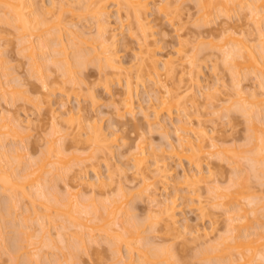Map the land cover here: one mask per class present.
<instances>
[{"label":"rangeland","instance_id":"1","mask_svg":"<svg viewBox=\"0 0 264 264\" xmlns=\"http://www.w3.org/2000/svg\"><path fill=\"white\" fill-rule=\"evenodd\" d=\"M55 1L58 2L59 0L58 1L55 0ZM55 1H54V4H55ZM67 1H69V3L71 2L70 4L72 7L73 6L72 3L76 4L77 3L76 1H78V0H67ZM106 1L107 2H104V4L107 7V9L105 7V11L107 12L106 13L107 16H105V17L109 21V28H110L109 29L110 34L108 33L107 35H109V37H110L111 33H113V34L116 33V35H117L115 37V38H117V40L116 39L114 40L115 41V47H114L115 49H113V50H115L114 52L116 53L115 55L117 57V60H116V58H115V60H116V62H119L118 64H120L119 67L121 69L120 70L121 72L119 70H117V72L118 71L120 72V73L119 72L117 73V72L113 71V69L112 70H110V69L109 70L108 69L100 70L99 67H95V66H98L97 64L92 63V62L90 64L88 63L84 67L78 69L76 72V73H78L77 75H79V77L77 76L78 79L80 78L83 81H85V83L88 86L86 85L85 87L83 86L81 88L74 87L72 90H71L72 86H70L69 84L64 82L63 77L61 76L60 72H58L56 70L55 66L53 67L51 62L48 60L41 62L42 60H40L39 58L42 59L44 56L38 57L36 53H35V55L39 59L38 63L41 64L42 66L45 63L44 66H45V69L47 70L46 71L47 75H46V73H44V74H45V76L48 77L45 80L48 84V88H44V87L42 88V86H43V85L41 86L42 81L40 82V79H38L39 77H37V76H40L39 74L36 75V77H35V74L32 77L30 76L32 73L29 74L30 73L29 69H28L29 63H28V61H27L28 59L26 57L27 53L25 52V50L21 51L26 46L24 47L23 44L21 45L20 40H19L20 36H23V35L19 34V32L16 30L15 26H13L14 24L5 23L4 21H2L3 17L0 16V20H1L0 21V81H1L0 84L2 85V86L0 85V95L2 94L1 89L6 90V89H4V87L7 86L5 83H3L5 85L4 86L2 84V82H6V79H9L10 86H12L10 90L15 91L14 95H11V94H13V92H10L11 94L10 93L9 94L11 96H16L15 98L18 99V100L16 99L17 100L16 101L15 98L12 97V98H14L15 103L9 104L8 101H6L5 99L9 98L8 96H10V95H7L6 93H4L5 91H3L4 94H2V97H4L5 95L7 97L5 96V99H4L0 96V118L2 119L3 117H7V118H10V117L13 118L14 117L16 120L19 118L18 120H21L20 121L21 123L24 124L27 121V123L29 124V125L24 124L25 127L22 124L24 128L28 127V128H26V131H24L25 132V133H23L24 135H21L24 137V139L20 135H17L23 140L21 143H20L21 140L20 141L18 140L19 141V143H18L17 136L14 135V137H10V136H13L12 132H10L12 135L9 133L8 135H10V136L4 137L3 133L5 131L6 132L5 134H7V130H2L3 131L2 134H3L4 139L1 142L2 137L0 138V142H1L0 144L2 146H5V147H3L5 151H7V149H8V155H9V158L12 159V162L14 165L13 167L17 166V164L15 162L18 161L17 163H21L18 165L19 167L16 168V169H18L16 173L19 174L20 172H22V170H21L22 167L20 166L22 164H23L22 166L25 167L24 164L25 165L27 164L29 166H31V165L34 166V164L38 165L36 162H39V164H40V161L42 162V160L44 161V163H46L47 160L55 161L56 159L55 160L52 159L53 157L51 159L49 158L50 156L47 154L46 151L49 150V149H47V146H49L48 141L51 142V140L53 138L56 140L58 139V141L61 143L57 142V143H59L57 145H63L64 144V148H62V149H63V151L65 150L64 154H66V156L64 157V155H63V157H64L63 160L67 159V162H65V165L67 168H69V170H70V168H72L73 170L72 169L70 171L67 170V172L65 170L64 172L66 174L63 175L64 177L61 176L63 179L61 180V178H60L58 180V178H56L58 180L57 181L56 179H54V182H56V183L49 182L48 183L49 185L50 184L51 185L54 184V185H53V187L51 185H50V187L47 186V188L45 186V191H46V189H47V191L49 190L51 194L53 193L54 197H56L57 199H60L59 197H61V196H63V197L66 196L65 198H68V193L74 192L75 189H77V190L81 191L82 197L79 196V198H72V197L71 198H72L73 202L76 201L78 203L79 208L80 207L86 208V206H87V208H89L91 205L96 206V207L98 206L100 208V206L104 203L109 205L110 201H112L113 199L115 200L118 195H119L118 197L122 196V194H119V193H122V191L123 192L125 191L128 194H131V195H128V197L130 196L131 198L129 197L130 200H129V202L127 201L126 204L131 203L130 207L133 205L132 207H134V208H132V210L133 209L134 210L133 211L131 210V212H129L130 211L129 210L128 211L129 213L127 216L124 217V215L123 216L121 215L122 218L119 217L116 220L117 222L115 221V223H116V224L114 223L115 226L112 225V227H110L111 229H113V231L115 230L113 232V234L116 235L117 233L119 234V232L120 233L122 232V231H120L121 229L119 227L122 226L121 224L124 222H126V223L128 222V224H131V226L134 224L136 225V224L140 223L139 227H141V225L143 226L142 227L143 229L140 228V230L141 229L143 230V231H141V234L143 232V234L141 236H143L146 239L148 238V244L153 242L152 244L153 245L155 244V246H153V247L159 246L160 248H162V246L163 247L166 246V248H170V250H171L170 254H173V257L175 255L174 258L170 259L171 260V261H169L170 264H172V263L173 264H175V263L176 264H206L207 262L205 263L203 261L204 259L202 260L200 257L199 258L196 257V256H199L197 252H200V250L203 249L204 247L208 248V246H211V245L216 246L217 243L218 244L220 243V241L223 237L227 236V234H228L227 233L228 228L226 227L227 223H228L227 219L233 215L232 211H235V210L241 208L242 210H244V212H248V210L251 209V206H249L250 204H247V203L252 202L253 197L254 198L255 197H258V198L261 197L263 200L261 199L262 201L260 202L261 203L260 206H262V204L264 205V178H262V174H260L261 177H260V175L254 177V174L252 173L253 169H252V171L250 170L251 166L248 163L249 160L248 161L246 160L249 157L251 158V155L253 153L252 152L253 151L252 146L255 143L258 144L256 141H258L259 137H262L263 133H264L262 130V128H263L262 126L264 124V122H262V121H264V120H261V119H263V116H264V111H263L264 105H260L263 103L261 102L259 104V108H262V111H260L261 109H259V110L257 108L255 109V107L251 108L253 110L255 109V110H258L261 112L260 115L262 118H259V119L261 120L260 122H262L263 124L261 125L259 123V125H261L260 129L262 130V133H260V130H258L259 128L258 129L256 128V130L258 132L257 131L253 132V128L251 129L248 126L249 119L247 120V118H249V116L243 115V113L240 114V112H238L239 113L238 114L236 111H235L236 112L235 113L234 110L230 111V113H229L230 117H229L228 121L226 119L223 120L224 118L220 119V120L218 119L219 118L218 114L219 115L221 114L220 112H221V110L224 109V107L228 108V106L232 102H233L232 104H234V105H235V102L237 103L236 100H238V97L237 98H235V96L233 97V95H234L233 86L235 87L234 84L236 81L239 83L238 85H239L240 90H241V88H243L242 94L244 92L246 96H248L247 93L251 94L252 92H254V93L257 92L256 94H263V92H262L263 90L262 91L259 90L260 83L258 81V78H256V80L258 82L255 80L256 74H254V76L252 75L253 74L252 72H254L256 70L254 69V71L251 72L250 71L251 68H248L246 70L247 67H244L243 69H245V70L242 69L241 71L239 70L240 68H237V71L239 70V73H237L238 75H236V74L234 75L231 72L229 73L230 70L228 71L226 69V67H224V65H222L223 62L221 60V59H224L222 57V55H225V54H222V53L224 51H226L227 48L225 47L226 50H224V51L222 49L219 51L218 47L223 48V46L225 45L224 43H226V42H227V44L231 43L230 44V46H231L232 44H235L237 42V40H238V42H237L236 46L235 47H234V45H232V46L234 48L241 47L239 44V41H240V39H241V41H242V39H244V41H246V40L248 41V42L246 41L247 45L248 44H249L248 46L251 45V48H252V46L253 47L255 46V48H257V47L259 48V45L261 43H263L262 42L263 40H261V42H259L260 38H258V33L260 30L256 29L257 27H255L253 20L250 17L247 9H246V11L243 10V11L237 13L236 12L237 8L233 4H229V5H231L230 10L234 9L233 11H230L231 14L229 12H226V13H229L228 14L229 16L224 14L225 12L224 13L222 12L224 15L227 16V18L231 16L227 20H226V18H224L226 16L223 15L224 16L223 17L220 15L222 13L219 14V13H217L218 11L215 12L214 11L215 9L214 10L212 9L213 6L211 7L212 10L210 9V7H208L207 9H204V10H206L205 13L207 12L206 14H211L210 12H212V13L215 12V13H213V15L212 14L210 15L211 17L208 16L209 18L212 19V21H211V19L209 20V18L206 15H205V17H203L202 13L204 11L202 10L203 8L202 9L200 8L201 6H199V8H197L198 5L196 7V5L192 4L193 1L191 2L190 0H181L182 4L184 2L185 3L183 5L181 4L179 10L177 9L178 11L174 12V10H173L174 14L171 10V12L173 14L172 19H174V20H173V22H171L172 24L171 23L169 24L168 21L164 19L163 15L161 16V13L156 11V8H157L156 3L154 4L151 2L152 0L151 1L148 0L149 1L148 5H146V7L147 6L148 7L147 8L145 7L147 12H145V14H144V16L146 18L145 22H147V24H148L147 27H149V32L147 31L149 33L148 38L146 40L147 42L146 43L144 42V44L146 46H148L147 49L149 51H151L152 53H154L156 55V58L159 59V57H160L162 60L168 58V59H174L172 61H175V59L177 60V58H179L178 54H181L182 56L185 55L184 57L188 58V60H190L189 61L190 67H187L188 61H187V59H185V60H181V63H183V64H180V62H176L177 63V64H175L176 66L173 65V69L175 68V70L172 71V73L170 74L171 76L166 75L167 76V78H166V76H164V74H162L160 79H162L163 82L165 81L164 82L165 84H167V85L169 84L167 87L169 90H171L170 92L174 91V92H172L171 99H170L171 93H170V95H167V96L162 95L163 91L160 92L159 88L153 86L154 84H153V82H151L152 81L151 80L152 75L151 76L146 75V73H145V75L143 76V78L140 82H137L133 79L132 80V84H133L132 85L133 86L132 103H133V107H134V111H135V116L133 118V119H135V121L134 120L131 121V116L128 114L125 115V113H123V116H120L122 119L119 118V116L118 117L114 116L113 115V113H114L113 108L116 106L118 108L121 107L123 104V100L127 97L126 92H125L126 89L124 87L125 86L124 81H125V77L128 74L125 72V70L128 69L129 67H131L133 64H135L134 60L136 57L134 55L136 53H138V51H139L138 49L143 42H141L140 35L137 31V28L133 27L134 21L131 18H128L130 20L127 19V17H126L127 13H126L125 9L120 8L119 6L116 7V5L114 4L116 1L114 2V0H112L113 3L110 0H106ZM202 2H203V0L201 1V3ZM259 2H261V4H262V0L261 1L259 0ZM259 2H256V5L260 4ZM33 3H34V8L36 7V10H38V11L41 10V11H39L40 15L43 13L42 14L43 16H41V18L46 17L44 20L46 21V19H47V21H46L47 23H49L51 20L52 23L50 22V24H49L51 29L55 28L56 26L57 27L55 29L60 28V26H58L57 23L61 19L63 21L64 20L65 21L72 20L73 22L71 21L69 23H77V25L76 24L75 25H76L78 30L84 31L85 33L87 32L85 34L86 39H88V35H89L90 40H91V37H93V38L96 37V29L94 26L95 25L94 20L92 18H90L91 16L88 15L89 14L88 12H87L88 14L87 13L85 14V12L82 11V9L78 5H77V7H76V5L73 6L71 9L75 8V10H76V9L80 8V10H76L77 12L73 13L72 16H71V14L70 15L66 14V16H65L64 15L65 13H64L63 14L64 19L62 18L63 17L62 13H59L57 11V8H56L57 6L56 7L54 6L56 10L54 9L52 11H55L57 13L53 12L54 13L53 14L54 20L52 21V18H51L52 16L50 17V15H47V14H45V12H43L46 9H47L46 11H48V9H51V7L48 4L49 0H34ZM145 3L147 4V1ZM261 4H260V6H261ZM58 5H59V2H58ZM233 6L235 8H232ZM260 6L258 5L257 7L260 8V11H262V12H260V14L262 13L261 14V16H262V15H264V9H263L264 7L261 8ZM39 7H41V8H39ZM44 8H46V9H44ZM117 8H119L121 11V13H119L118 15H117ZM217 8H216V10H217ZM42 9H44V10L42 11ZM200 9L203 12L202 11L200 12ZM218 9H221V10H219L220 12L223 11L222 8H220V7ZM207 10H209V11H207ZM59 11H61V10H59ZM48 12L51 14L50 10ZM198 12L200 15L198 14ZM216 13L219 14L221 17L216 15ZM59 14H61L62 17ZM54 15H55V18H58V19H55ZM198 16H201L200 18H203L204 20L208 19L207 20L208 22L206 21V24H208L209 26L204 25L205 22L202 23L203 20L200 21L199 19H196V18H199ZM48 17H50V18L48 19ZM88 17H89V19H88ZM117 18L121 19V22L123 21L122 26H125L127 24H129V25L131 24L130 28L132 27L133 36L131 35L132 32H130V33L127 32V30L125 29L127 27H125L123 29L122 33L119 32L120 31L119 30L120 23H118V21L116 22ZM169 18H171V16ZM262 18L264 20V16ZM56 20H58V21L56 22ZM196 20L197 21L199 20L200 22L198 21V23H197ZM54 21H55V23H54ZM63 21H62V23H63ZM116 23H118V24H116ZM196 23H197V25H195ZM200 23L202 25V26L200 25V27H202V28L199 27ZM53 24H54V27L51 26ZM49 26L47 28H49ZM44 28L43 29L46 32L48 30H51L50 28L49 29H47L46 27H44ZM111 29H113L115 31L111 32L112 31ZM44 30H43V32H44ZM52 30L50 32H52ZM109 30H108V32H109ZM134 30H136V31H134ZM226 30L227 31L229 30V31L226 32ZM48 32H47V34L44 32V35H42V36L40 34V36L43 38H41L39 36V40H37V38H38L37 36H36L37 37L36 39L32 37V39L29 40L30 37L28 38L27 35H24V38H23V41L25 42L24 45H26L28 43L27 45L29 46L31 41H32L31 43L34 44V42H36L35 40L39 41L38 42L39 45H42V43L44 42V38L48 39V40L51 38V36H47V35H49ZM36 33L37 32H34V35ZM39 33H40V30H39ZM39 33L36 35H39ZM63 33H64V35L66 34L65 31H63V32L61 31L62 35H60V34L59 35L62 37V39L65 42L66 41L65 37L68 35L63 37ZM227 33H228V35H229V33H231V34L233 33L232 36L235 34L234 37L231 38V39H234V43H233V40H231L232 42H228L230 40L229 38L231 36L228 37V35H226ZM50 34H52V33H50ZM223 34H225V35H223ZM260 35H261V33H260ZM25 36L28 38V40L30 42L28 41L26 43L27 39ZM54 36H55V34H54ZM25 39H26V41H25ZM33 39H35V40H33ZM139 39H140V43H139ZM226 39H228V41H226ZM263 39H264V37H263ZM40 40H42V41H40ZM88 42H91V41H88ZM258 42H259V44H258ZM221 45H223V46H221ZM36 46H38V45L36 44ZM225 46L229 47V45H225ZM82 48L86 50V47L84 45ZM251 48L249 47V50H251ZM242 50H243V48H242ZM255 50L256 49H254V51ZM36 51H37V49H35V52ZM180 51H181V53H180ZM177 52H179V53L177 54ZM38 53L40 54L41 52L39 51ZM243 55H245V54H243ZM183 61L186 64H184ZM191 63H193V64L196 63L195 65H193V67H195V69L193 67H192V69H194L196 71V73H197L196 75H198L197 80L199 82V85L202 87V89L196 88L197 86L194 85L195 83L193 84L189 80L190 79L189 77L192 78L191 75L188 76V73H189L188 71L191 72V70H192V69H189V68H191ZM180 67L182 68L181 70L179 69ZM41 69L44 70V68H41ZM54 69L56 70L55 72H53ZM185 69H187V70H185ZM235 69H234V73L237 72ZM48 70H49V72H48ZM194 70H192V71L195 73ZM147 71H148V69H147ZM184 71H185V73H184ZM161 72L163 73V71H161ZM161 72H159V73L161 74ZM193 72H191V73L193 74ZM4 73H8L9 74L8 77H6V78L2 77V75ZM172 74H174V75H172ZM231 75L237 76L236 78L234 77L235 82H233V76H231ZM44 79H45V77H44ZM195 79H196V77H195ZM41 80H43V78ZM153 81H154V78H153ZM193 82H194V80H193ZM232 83H234V84H232ZM257 83H259V84H257ZM192 84L196 88V89H194V87L192 86L193 90L196 91L198 89L197 94L199 93L198 92L199 90L200 91L202 90L205 93V88L208 89V87L211 89L210 93H212L214 90L218 91L214 94L212 93V95L215 96V99L213 98L212 104H210V106L212 105L211 106L212 108L208 105L209 103L205 102V99L203 97H201L200 94H199L200 96L197 95L198 98L196 97V99H195V97H194L195 100H197V99L198 100L194 101L193 103H197V104L192 103V105H191V102L193 101V99L191 101H190V99L193 98L194 94L191 97H189L190 93L187 94L188 91H186V93H184V88L186 90L189 87V85L191 86ZM104 85H107V87ZM258 85H259V87H258ZM85 88H86V90H85ZM88 88H90V91H92L91 93L93 94V97H95L94 100L91 98V95H90L91 93L88 90ZM174 88H176V89H174ZM157 89L159 90V92L161 94L158 92ZM210 89H208V90L210 91ZM260 89H262V88H260ZM179 90H180V92H179ZM188 90H189V88H188ZM193 90H191V92ZM208 90H207V92H209ZM175 91L177 94L175 93ZM232 91H233V94H232ZM24 92H26V94H28L29 99L31 100V101H29V103H27L28 101L26 102V100L24 101V99H23L24 96L26 95ZM61 93H63V94H61ZM210 93H208V95ZM17 95H19L20 97H18ZM161 95H162V97H161ZM177 95L180 96V97H178L179 99L180 98L182 99L181 101L180 100L178 101L179 104L175 103V100H173L174 97ZM186 95L188 97H186ZM47 96H49V97H47ZM244 96L243 97L240 96L243 98L242 100H244ZM182 97H184V98H182ZM261 97L262 96L258 97L257 101H259V100L263 101V99H262L263 97L262 98ZM162 98H164V102L167 101L166 102L167 104L165 103V106L163 104ZM175 98H177V97H175ZM10 99L11 98H9L7 100H10ZM167 99L170 100V102H168ZM245 99H247V97ZM14 100H12V101H14ZM45 100H50V102H51L50 105H48ZM177 100L178 99H176V101ZM183 100H184V105L186 104L185 106L187 108L186 109L187 111L186 112L184 111L185 114H183V112L180 111L181 110L180 107L183 106V105H181V104H183L182 103ZM242 100H241V102H242ZM257 101L255 102L257 104L256 107L258 106ZM171 102L173 104L174 103L176 104V108H177V105H179V106L181 105L179 107V109H177L180 111L179 113H177L175 111L176 110L175 105L171 106V104H172ZM209 102H211V101H209ZM238 102H239V100H238ZM38 103H42V104L39 105ZM168 103L169 104L171 103L170 107H171V114H172L171 117H169V118L166 116V113H165L166 111L164 110V107H167ZM206 103H207V106H206ZM223 103H225V104H223ZM246 103L247 102H245V104ZM255 103H252V104L255 105ZM37 104H38V106H37ZM161 104H163V107ZM240 104L241 103H239V106H240ZM160 105L162 107V110H161ZM185 106L182 107V109L185 108ZM191 106H195V107L193 108ZM233 106H232V108H234ZM38 107L40 110H37ZM173 107L175 109H173ZM232 108H230V109H232ZM119 109H121V108H119ZM78 111H80V112H78ZM216 111L217 112L219 111V112L216 113ZM224 112H225V110H223V113ZM251 112H252V110H251ZM257 112H255V115ZM144 113L146 115L148 114L149 115L148 117L150 118V120L152 118L153 122L156 121V120H154V115L157 113L159 117H157L156 122L160 121V124L163 125L164 123H161V122L163 120H165L166 126L164 124V127L165 128L167 127V128L164 129V131H163V129H160L158 127L159 124H158V126L157 125L153 126L154 125L153 124L152 125L153 129H152L150 126L146 125V123L143 120L141 122H139V120L142 119V115ZM214 113H216V114H214ZM258 114H259V112H258ZM260 115L258 117H260ZM80 116H81V119L82 118L84 119V120L82 119L84 125L81 124L82 121L80 119ZM54 117H59L58 118L59 120L61 119V121H62L61 125H59V123L58 124L55 123V119H53ZM181 117H183L182 118L183 120L181 119ZM75 119L81 122L80 125H82L83 131L86 130L87 123L96 124L97 126L99 125L98 127L105 133V135L110 136L109 139L111 138V136H112V138H111L112 140H113V138H115V142H113L114 146L112 148L113 154H112V156H110L108 158V162H107L108 166H106L107 160L105 159V157H103V155L101 153H96V154H101L103 157L102 158L100 155H97L98 160L94 161L97 163V165H96V163H91V162H93L92 160H91V162H89L88 160H85L86 157L89 154H91L92 149L88 146V144L82 143L83 141H80L81 143L79 144L76 142V140H75V143H74V139L72 140V137L77 136V135L70 133L72 131L71 128H73L74 125L75 126L79 125V123H77L78 121H75ZM256 119H258V118L256 117ZM136 120L138 121L137 123L140 127L139 128L140 130L138 128H137L138 130H136V128L134 129V127H133L132 122L136 123ZM179 120H182V121L189 120L192 124L191 129L193 131L194 130L195 131L200 130L201 127H203L202 128L203 134H201V135L202 136L204 135V130H205L204 136H206V133H207V138H206L207 140H205V142H207L208 138H210V136L212 137V134H213V137H215L216 141L219 142L218 144L221 148V153H219L221 155H219V157L222 158L221 160H224V161H221L218 158V155H216V157L220 162L217 161V159H213V158L210 159L211 157H208L209 155H207V154L205 155V153H204V156L202 154H198V156L201 155V157H199V158H201V160L198 157H196V158H198L201 162L202 161L204 162V164H203V162L201 163V167H202L203 171L206 170L205 173L203 172V174H205L207 176V177L205 176L207 178V179L205 178V180H208V181L210 180V181L209 182L207 181L208 183L202 182L203 183L202 185L199 184V186H197V187L200 189L197 188V190H195L196 189L195 186L193 188H191L193 190V192H195V193H193L191 189L186 187V185L183 183V181L185 179L184 180L182 179L184 175L185 176H191V175L195 174L194 172H196V170L193 169L194 166L192 164L189 165V162L185 159L184 160L183 159H181V160L177 159L174 155H172V153H170L171 151L170 152L168 151L169 149L167 150L168 143H171L173 145V147L175 146V148L178 146L177 145L178 142H177V138H176V135L174 133V130L179 127V123H178ZM63 121H65L67 123H65ZM255 121H257V120H255ZM76 123H77V125H76ZM55 125H57V129L60 130L59 134L58 133L55 134V129L53 128V127H55ZM177 125H178V127H177ZM257 125H258V123H257ZM65 126H67V127L65 128ZM64 128L69 129V131L68 130H66V131H68L69 132L68 134H71L72 136L67 134V137L63 136L65 139L59 140V137L61 138L62 134L64 135V133L61 132L62 129H64ZM82 128H81V130H82ZM248 129H249V131L251 129V133L253 132V133H255V135L253 133L252 134L254 136H257L256 137L257 140H255V142L252 140L253 141L252 145L248 143L250 140H247V139H248V137L254 138V136L248 131ZM73 130L75 131V133H77L75 130V127L73 128ZM110 133H112V134L110 135ZM165 134H166V136H164ZM249 134H251L252 137H251V135L248 136ZM0 136H2V135H0ZM260 139L263 140L264 137H262ZM82 140H84V139L82 138ZM4 142H5V144H4ZM123 142H124V144H123ZM141 142H144V144L143 143L142 144L146 145V147H147L146 152L148 151L149 153H151L150 157L147 158V160L149 161V164L152 162L153 159L162 160V157H164L162 160V161H164L165 158L170 157L171 155H172V157L174 156L173 158L172 157L168 158L165 160V162H163L165 165H167V168L171 170V172H170L171 177L169 178L168 185H167L169 188H167L166 192H163L164 190H160L162 188V186H159L156 184L157 186L154 190L155 191L157 190L156 193L157 194L159 193V194L158 195L155 194L156 195L155 199L158 200V198L161 197V200L159 199L158 201H163V199H168V201L169 200L173 201V204L175 205L174 215H175V218L177 219L176 220L177 221L176 226L178 227L187 221V223H185V224L189 225L190 228L188 227V225H187V227L190 231L192 230V232L190 234H188L189 232H187L185 235L179 234V233H182L183 230L180 227H178L179 229H177V230L180 231V229H181V231L176 232V235L178 237L175 236V231L170 232L169 231L170 229L168 230L167 227L164 226V224H163V223H165V220L164 221L161 220V218L164 216L163 213L160 212L162 210V208L159 206L157 208V205L154 207L153 205H155V204H153V203L151 204V202L148 203L150 201L149 200L150 198H149V196H148V199L146 197H147V194L149 195V193L144 192L145 190L143 191V189H144V185L145 186L148 185L147 183H149L150 180H149V182L146 181L147 183L145 182L146 184L144 183L142 185L141 184L142 182L140 181L141 178H138V176L135 175V172H134L135 170L132 166V161H131V157H132L131 153L136 148L135 145H137V146L139 144L141 145ZM76 143H77V145L75 147ZM55 144H56V141H55L54 145ZM14 145H16V146H14ZM18 146H19V148H18ZM54 147H58V146H54ZM12 148H14V149H12ZM75 148H76V151L74 153ZM148 148H149V150H148ZM162 150H164V151L162 152ZM170 150H171V148H170ZM207 152H209V151L207 150ZM45 153H46V155H45ZM168 153H170V155ZM44 155L46 157H48L47 160H46V157H44ZM73 156L79 158V160L81 159L79 161V162H81L79 164L80 168H79V165L76 164L75 160H77V159L74 158ZM203 157H204V159L202 160ZM207 157H208V160L205 161V158L207 159ZM14 158H18V160L14 159ZM43 158H45V160ZM151 158H153V159H151ZM68 160H72L71 162H69V163H71L70 167H68V164H69ZM232 160H235L237 163L231 164L230 161H232ZM51 161H50V163H51ZM148 161H147V166H150V167H148V169L150 168L149 171H151V169L153 170L154 168H152V165L148 164ZM3 162H4V164H6L5 163L6 161H3ZM3 162H2V164H3ZM56 162H57V160H56ZM74 163H75V165H74ZM82 163H83V165H82ZM207 163L209 166V172L211 171L210 175L207 173L208 168L205 169ZM36 165L34 166V168L32 167V169H35ZM76 165H77V167H76ZM235 165H237V166H235ZM72 166L73 167L75 166V168H73ZM93 166H94V168H93ZM145 166H146V164H145ZM203 167H205V168H203ZM256 167H259V166L256 165ZM49 168H51V166L49 167V165H48V167L46 166L45 170H47ZM233 168H235V169H233ZM82 169L84 170L83 172L81 171ZM93 169L94 170L96 169L95 172L97 171L99 173V176H101V178L103 179V180L102 179L101 180L103 182H105L106 187L105 188L102 187V189H101V187H99L100 190L97 188L98 189L96 191L97 193L94 192L96 197L92 199L93 196L90 195L91 192L89 191V189L85 188L86 185H80L79 186V184H86L87 180H89L88 183H90V181H91V183L96 182V178L94 175L95 173H94ZM50 170H52V169H50ZM234 170H236V171H234ZM64 172L62 174H64ZM78 172H80V173H78ZM146 172L148 173V171H146ZM153 173H150V175L152 176ZM82 174H84V176ZM258 174H259V172L256 175H258ZM49 175L50 174H47V178ZM148 175H149V173H148ZM150 175H149V177H150ZM49 178H48V181L51 179V178L50 179ZM231 182H235L237 184L242 183L241 185H244V187H246V189H247V190L243 191L241 196H239V198H238V204L240 205V207L237 208V203H234V204L229 203V204L224 205V206L214 207L215 201H212L210 195H208V193L206 192L207 187L208 186L212 187L213 185H216V186H219L220 188L222 187V189H226L227 186H229V185L232 186L233 183L231 184ZM56 184H57V186H56ZM34 185L32 187L26 186L24 189L25 190L24 193H26V194L28 192L31 193L30 195H33L32 196L33 199H34V195L37 194V190H39ZM107 185H109V186H107ZM83 186H85V187H83ZM120 186H122V187H120ZM158 186L160 188H158ZM29 187H31V188H29ZM229 187H227V188H229ZM50 188H54V190L50 189ZM121 188H122V191H120ZM123 188H124V190H123ZM150 188H153V187H150ZM4 189L0 183V206L3 207L4 203L6 202L5 205L7 204L6 206H8V207L5 206L6 208L12 207V205L11 206L8 205V202L9 201L11 202L10 191L8 189L6 191H3ZM17 190H19L18 192L20 194V189H17ZM54 191H56V192H54ZM15 192L16 191L14 190V193ZM98 192L99 193L103 192V193L99 194ZM16 194H18V193H16ZM83 196H84V198H83ZM157 196H159V197L157 198ZM18 197H20V195ZM26 197L23 198L21 196L20 198L17 199V195H16L15 199H16V201H19V199H20V201H19L20 203L19 202L15 203L16 201H12L14 203V205L15 204L16 205L15 206L13 205L14 207H12L11 209L9 208L10 213H8V210L6 212L5 210H3V208H1L3 211L6 212L5 218L3 217L4 220L7 219V221H4V223H3V221H0V224L2 222L3 227L5 226L4 228L3 227L0 228V229H2L1 231H3V234H4L3 240L7 239L6 243L4 240L3 244L5 243L4 246L5 245L7 246V244H8L9 247L8 246H7L8 248L3 247L4 249H6L5 251L0 249L1 250L0 251L1 252L0 253V264H11V262H10L11 260L9 261V259H12V258H10L13 255L12 251H13V249H15V246L17 245L18 242L19 243L21 242L20 246L22 247V250H21V247H18L19 243L16 246V248L18 247L17 248L18 254L16 256V258H17L16 260L19 259L18 264H20V263L24 264L25 262H27L26 264H29V263L34 264L33 262H35L38 258L37 256H35L34 251H36V254L38 253L37 254L38 256L40 254L39 257H41V254H43L44 257L42 255V258H44V260H45V258H47V262L50 261V263L53 264L51 261H54L57 264V261L62 256L61 253L63 252V251L62 252L60 251L61 252L60 253L58 251V249H59L58 247H60L59 242L61 240H63L61 234L63 233V235H66L68 242H71L73 240L72 238H75V237H71V234L73 233L72 235H74V232H76V231H77L76 233L78 234L79 229H81V228L85 229V228L81 227L78 229V228H76L77 227L76 225H74V228H73V226H69V224H67L69 228H66L67 225H65L66 229H63L64 227L61 228V223L59 222L55 226V228H53L54 225H53V227H51V226L47 227V229L49 231L47 230L46 232H48V233H47V235L46 234L45 235L49 236V237H46V236L42 237V236H44V235H42L41 237L44 238V239H42V244H41V242H39L40 244L38 242L34 243L36 241L34 238L37 236L36 238L38 239L39 234L40 235L42 234L37 230L38 229L37 227H40V225L38 224L40 221H39V218H37L38 223H37V221H34V219L35 220H37V219L33 214H31L32 218H30V217H27V215H26V214H28V212L23 213L26 210L25 209L26 206H27V208L28 207L30 208L31 206H28V205H32V204H29L30 198H28V200H27ZM4 198H5V200H4ZM8 198H9V201H6V200H8ZM22 198H23V200H21ZM65 198L61 197L62 200L63 199L65 200ZM35 199H38V198H35ZM89 199H90V201H89ZM94 199H95V201H93ZM118 199L119 198H117V200ZM131 199H133V201ZM255 199H257V198H255ZM224 201L226 202L228 200H223V201L219 200V203L224 202ZM10 202H9V204H12ZM90 202H94V203L91 204ZM96 202L98 203V205L96 204ZM99 202L101 203V205ZM199 202L202 203L201 206H204L203 215H201L199 210H198V208L200 207ZM216 203L218 204V202H216ZM235 204H236V206H235ZM35 207L37 209L36 211L40 210L37 205ZM126 208H127V206H126ZM2 210H0L1 211L0 213H2ZM242 210H241V212H243ZM158 211L160 213H162L161 214L162 216L160 215V213H158ZM151 213H152V215H151ZM258 213H259L260 217L256 220L249 214L248 217L250 219H248V220H250L251 222L248 223L249 225L246 228L248 233L246 231H245V233L249 234V236L252 235V233H253L254 236L253 235L252 236L254 237V240L257 239V241L255 243H253L254 245L251 247L252 248L254 247L253 249L255 250V252H257L256 248L260 247V248H258L260 251L258 250L257 253L261 252V254H264V253H262V252H264L262 249L264 247H263V245H260L262 243L261 242L262 239H264V218H262V216H264L263 215L264 210H260V208H259ZM148 214L151 215V220H149ZM6 215H9V216H6ZM3 216H4V214H3ZM28 216H29V214H28ZM78 216H80V214ZM80 217L84 218L83 214ZM152 217H153V219H156L158 217L157 218L158 222H156V220H154L155 222L152 221ZM154 217H156V218H154ZM159 217H160V220L162 222L158 220ZM22 218H24L25 222H27V223L23 222L24 219H22ZM20 220H22V221H20ZM26 220H28V221H26ZM32 220L34 223L30 222ZM184 220H186V221H184ZM150 221H152L153 223H156V224L158 223V224L154 226V224L151 222L153 225L149 226L151 224V223L149 224ZM22 222L25 224H23ZM35 222L38 224V226H36ZM84 222H85V220H84ZM241 222H240V224L243 223V222L242 223ZM244 222H245V220H244ZM56 223H57V221H56ZM238 223L239 222H237L236 224H238ZM21 224H23L25 226L22 227L23 225H21ZM40 224H41V222H40ZM1 225H0V227H1ZM87 225L90 226L89 224H87ZM116 225L118 226V228L116 227ZM20 226L22 228H20ZM123 226H124V224H123ZM125 226H127V225H125ZM249 226H250V228H249ZM49 227H51V228H49ZM24 228H27V230L28 229L29 230L28 231L26 229L24 230ZM115 228H117V229H115ZM152 228H153V230H150ZM248 228H249L250 232H249ZM45 229H46V227H45ZM82 229H81V231H82ZM164 229H166V231ZM85 230H87V229H85ZM144 230H146V231H144ZM244 230H245V228H244ZM18 232H23L24 234H26V236H28L27 234H29V236L27 238H30V237L34 236L35 234H38V235L32 237L33 240H35L34 242L32 241L34 243L33 246H31V245L28 246L27 245L28 242L26 243V242L22 241V240H25V241L27 240V238H22L24 236L21 237L22 239H18L20 241H18V240L16 241L17 236L19 237ZM49 232H50V235H48ZM85 232L86 231H84V233ZM243 232L244 231L242 230V233ZM19 234L21 236L22 233H19ZM178 234L183 235V236L179 237ZM196 234H197V236L200 235L201 239L203 237L202 240L200 239L203 244L201 242H199L200 240L197 241V242L201 243L200 245H202V246L205 244L203 247L199 246L198 243L195 241H194V243L191 242V241H193L191 239H193L194 235H195V237H197ZM205 234H208L207 235L208 237L204 238ZM79 235H80V233H79ZM259 235H261V238ZM66 236H64V240H67V239H65ZM252 236H251V239H252ZM80 237H82V239H85L81 235H80ZM80 237L78 236L77 238H80ZM174 237H176V238L174 239ZM59 238H61V240ZM207 238L209 239V241ZM99 239L97 238V241H99ZM101 239H100V241H101ZM69 240H71V241H69ZM102 240H104V239H102ZM149 240L151 242H149ZM28 241H31V239L30 240L28 239ZM105 241H103L104 243L101 241V245H99L100 243L97 242L98 245L96 246V244H97L96 243L94 246H91V248L89 247L88 248L89 250L88 249L86 251L82 250L81 254L79 253V255L77 256L78 258H77V260H75V262L78 264H119V263H116L117 259H116V261H115V259L114 260L112 259V257H114V255H113V253L110 254V252H111L110 248L111 247L109 246V244H107L108 242H105ZM32 242H30V243H32ZM263 242H264V240H263ZM53 243L54 244L56 243V246H54ZM71 243H69V244H71ZM75 243L71 244V246L68 243H66V244H68L70 247H72L73 245L75 246ZM195 243H196V245H195ZM45 244L47 247L44 246ZM116 244L118 245V246L115 245L116 249L118 248V250L122 254V257L126 258V256H127L126 252L127 251L125 250L124 246L122 244H118L117 242H116ZM152 244H150V245H152ZM62 245H64V244H61V246ZM108 247H109V250H108ZM0 248H1V244H0ZM39 248L41 249V251H39L40 250ZM47 248H49V249H47ZM60 248H62V247H60ZM18 249H20V250L18 251ZM261 249H262V251H261ZM2 251H4V252H2ZM15 251H13V252H15ZM234 251H235V249L233 250V252ZM29 252H31V253L34 252V255L29 254ZM233 252H232L233 256L235 258L239 259L238 250H236L237 254L235 252L234 253ZM65 253H66V251H65ZM77 254L78 253H76V255ZM14 255H16V253ZM24 255L26 257L28 255L29 256L31 255L30 256L31 260H29V256H28V258H26ZM32 255H33L34 260L32 258ZM24 257L26 260L24 259ZM35 257H37V258H35ZM255 257H256V255H255ZM259 257L261 258V256H259ZM259 257L255 258V262L259 260V259H257ZM54 259H56V260L58 259V260L56 261ZM61 259H63V257H61ZM199 259H201L202 261ZM28 260H29V262H28ZM37 261H38V263H37ZM37 261L35 264H41L39 262V260H37ZM43 261H42V264H44ZM60 261L62 263V260H60ZM45 262H46V260H45ZM239 263H243V262L239 261ZM258 263L259 262H256V264H258ZM46 264H49V263H46ZM58 264H60V263H58Z\"/></svg>","mask_w":264,"mask_h":264},{"label":"bare ground","instance_id":"2","mask_svg":"<svg viewBox=\"0 0 264 264\" xmlns=\"http://www.w3.org/2000/svg\"><path fill=\"white\" fill-rule=\"evenodd\" d=\"M33 1L34 0H0V16H2L3 18H2V21H4L5 23H12V24H14L13 26H15V28H16V30L19 32V34H21V35H23V36H20V44L22 45L23 44V46L25 47V48H23L21 51H23V50H25V52L27 53L25 56L27 57V61H28V69H29V74H31L30 76L32 77V76H34V74H35V77H36V75H40V76H37V77H39L38 79H40V82H41V86H42V88L44 87V88H48V84H47V82L45 81L48 77L47 76H45V74L44 73H46V69H45V63L43 64V66L41 65V64H39L38 62V60L40 59V60H42L41 62H43V61H46V60H48V61H50L51 62V64L53 65V67L55 66V68H56V70L58 71V72H60V74H61V76L63 77V79H64V82L65 83H67V84H69L70 86H72L71 87V90L74 88V87H77V88H81V87H85L87 84L85 83V81H83L82 79H78V77H79V75H77L78 73H76L77 72V70L78 69H80V68H82V67H84L86 64H90L91 62L92 63H95V64H97L98 66H95V67H99L100 68V70H105V69H110V70H112L113 69V71H115V72H117V70H121L120 69V64H118L119 62H116V60H117V57H116V53L114 52L115 50H113V49H115L114 47H115V39L117 40V38H115L117 35H116V33L115 34H113V33H111V35H110V37H109V35H107L108 33L110 34V28H109V21L106 19V17L105 16H107L106 15V11H105V7H106V5L104 4V2H107L106 0H78V1H76L77 3L75 4V3H72V5L73 6H75L76 5V7H77V5L82 9V11H84L85 12V14L87 13L88 15H90L89 17L90 18H92L93 20H94V26H95V29H96V37L95 38H93V37H91V40H90V38H89V35H88V39H86V33L84 32V31H81V30H78L77 29V27H76V25H77V23H69V22H71L72 20H70V21H68L66 18V20L68 21H63L62 19L61 20H59V22L57 23V25L58 26H60V28H58V29H55V28H50V26H49V24H50V22H51V20H50V22L49 23H47L46 21H47V19H46V21L44 20L46 17H44V18H41V16H43L42 14L40 15V12L39 11H41V10H36V7L34 8V3H33ZM54 1L55 0H49V6L51 7V9H48V11L50 10V12H51V14L48 12V11H46L47 9L46 8H44V9H46V10H44V9H42V11L43 12H45V14H47V15H50V17L52 18V21L54 20L53 19V12H55V11H52V10H54L55 9V7L57 8V11L59 12V13H62V15L64 14L65 16H66V14H68V15H70L71 14V16L73 15V13H75V12H77L76 10H80V8L79 9H76L75 10V8L74 9H71L72 7H71V2L69 3V1H67V0H57L58 2H59V5H58V2H56L55 1V4H54ZM110 1H112V0H110ZM116 1V2H115ZM147 1V4L145 3ZM114 0V4L116 5V7H120V8H123V9H125V11H126V13H127V19L128 18H131L133 21H134V23H133V27H135V28H137V31H138V33H139V35H140V39H141V42H143L141 45H140V47H139V51H138V53H136L134 56L136 57L135 58V64H133L131 67H129L128 69H126L125 70V72L128 74L126 77H125V83H124V87H125V89H126V98L123 100V104H122V106L121 107H119V108H121V109H119L117 106L116 107H114L113 108V115L114 116H119V118H121L120 116H123V113H125V115L126 114H128V115H130L131 116V121L132 120H134L135 121V119H133L134 118V116H135V111H134V107H133V103H132V93H133V84H132V80L134 79L135 81H137V82H140L141 80H142V78H143V76L145 75V73H146V75H152V81L151 82H153V86H155V87H157V88H159L160 89V92H162L163 91V94L162 95H170V93H171V96H170V99H171V97H172V92H174V91H172V92H170L171 90H169L168 89V85L167 84H165L163 81H162V79H160L161 78V76H162V74H164V76H168V75H170L171 73H172V71H174L175 70V68L173 69V65H175V64H177L176 62H180V64H183V63H181V60H185V59H187V67H190V63H189V61L190 60H188V58H185L184 56H182L181 54H178L179 52H177V54H178V57L179 58H177V60L175 59V61H172V60H174V59H161L160 57H159V59L158 58H156V55L154 54V53H152L151 51H149L148 49H147V47L148 46H146L145 44H144V42L146 43L147 41V38H148V35H149V27H147L148 26V24H147V22H145L146 20V18H145V16H144V14H145V12H147L146 11V8L148 7H146V5H148V2L149 1H151V0ZM191 2H192V4H194V5H196V7H197V5H198V7L197 8H199V6H201L200 8L204 11H202L201 9H200V12L202 11L203 13H202V15H203V17H205V15L208 17V16H210L211 14L213 15V13H215V12H217V13H224V14H226L227 16H229L228 14L230 13L231 14V12L230 11H233V10H230L231 9V5H229V4H233L236 8H237V10H236V12L238 13V12H241V11H243V10H245L246 11V9L248 10V12H249V15H250V17L252 18V20H253V23H254V25H255V27H257L256 29H258V30H260L259 31V33H258V38H260V41L259 42H261V40H263L262 42L263 43H261L260 45H259V48L257 47V48H255V46L253 47L252 46V48H251V45L250 46H248L247 45V42L246 41H244V39H242V41H241V39H240V41H239V44H240V46L241 47H236V48H234L235 46H236V44H237V42H238V40H237V42L235 43V44H232V45H234V47L231 45L230 46V44L228 43L227 44V42L226 43H224L225 45H229V47L228 46H223V45H221V46H223V48L222 47H218L219 48V51L222 49L223 51L224 50H226V48H227V50L226 51H224L222 54H225V55H222V57L224 58V59H221L222 60V62H223V64L222 65H224V67H226V69L229 71V73L231 72L232 74H236V75H238L237 73H239V70L241 71L244 67H247L246 68V70L248 69V68H251V72L252 71H254V69L256 70V71H254V72H252L253 74V76H254V74H256L255 76V80H256V78H258V81H259V83H260V88H262V89H260L259 88V90H263L262 92H263V94H256L257 92H252L251 94L249 93H247V95L248 96H246L245 95V93L243 92V94H242V89L243 88H241V90H240V88H239V83L236 81L235 82V79H234V77L236 78L237 76H234V75H231V76H233V82H235V84L234 83H232V84H234L235 85V87L233 86V90H234V95H233V97L235 96V98H237L238 97V100H239V102H238V100H236L237 101V103L235 102V105L234 104H230L229 106H228V108L226 107H224V109L223 110H225V112L223 113V110H221V114L219 115L218 114V116H219V120L220 119H223V120H229V113H230V111H232V110H234V112L236 111L237 113L238 112H240V114L241 113H243V115H247V116H249V118H247V120L249 119V123H248V126H249V128H253V132L255 131H257L256 130V128L258 129V130H260V133H262V130H263V132H264V124L262 123V122H264V121H262V122H260L261 120H264V116H263V119H259V118H262L261 117V115H260V111H262V108H259V104L262 102L263 104H260V105H264V39H263V37H264V20H263V16L264 15H262L261 16V14H260V12H262V11H260V8L259 7H257L258 5L260 6V4H261V2H259V0H203V2L201 3V1L202 0H190ZM205 1V2H204ZM261 1V0H260ZM152 3H156V11H158L159 13H161V16L163 15V17H164V19L165 20H167L168 21V23L170 24L171 22H173V20L174 19H172L173 17V14H174V12L175 11H178L179 10V8H180V6H181V4H182V1L181 0H152L151 1ZM256 2H259L260 4H258V5H256ZM112 3H113V1H112ZM185 3V2H184ZM183 3V4H184ZM264 3V0H262V4H261V8L262 7H264L263 4ZM182 4V5H183ZM48 6V7H49ZM55 6V7H54ZM215 6L216 8L218 7H220V8H222V10L223 11H219V10H221V9H218L217 8V10H216V8L213 7ZM230 6V7H229ZM232 7V8H235V7ZM146 7V8H145ZM154 7V6H153ZM208 7H210V9H211V7H212V9L215 11V12H210L211 14H206L205 13V11L206 10H204V9H207ZM39 8H41V7H39ZM53 8V9H52ZM59 8V9H58ZM106 9H107V7H106ZM178 9V10H177ZM209 9V10H210ZM211 9V10H212ZM264 9V8H263ZM56 10V9H55ZM59 10H61V11H59ZM75 10V11H74ZM171 10H172V12H173V10H174V12H173V14H172V12H171ZM209 10H207V11H209ZM210 10V11H211ZM79 12V11H78ZM226 12H229V13H226ZM235 12V11H234ZM49 13V14H48ZM55 13H57V12H55ZM119 13H121V11H120V9L119 8H117V15L119 14ZM216 13V15H218L219 17H221V16H223L224 14L222 13V14H217ZM198 14H199V12H198ZM56 15V14H55ZM55 15H54V18H55ZM60 16H61V14H59ZM64 15H63V19H64ZM67 15V16H68ZM84 15V14H83ZM200 15V14H199ZM215 15V16H216ZM226 15H224V16H226ZM59 16V17H60ZM171 16V18H169ZM214 16V17H215ZM223 16V17H224ZM227 16L226 17H224V18H226V20L228 19V18H230V17H228L227 18ZM50 17H48V19L50 18ZM58 17V16H57ZM74 17V16H73ZM89 17H88V19H89ZM118 17V16H117ZM199 18H196V19H199L200 21L201 20H203L202 21V23H204L205 22V24L204 25H208V24H206V21L208 20H204L203 18H200L201 16H198ZM211 17V16H210ZM218 17V18H219ZM68 18V17H67ZM209 18V17H208ZM216 18V17H215ZM55 19H58V18H55ZM72 19V18H71ZM126 19V20H127ZM211 18H209V20H210ZM91 20V19H90ZM120 20V21H119ZM128 20H130V19H128ZM198 20V21H199ZM1 21V20H0ZM58 20H56V22H57ZM62 21H63V23H62ZM108 21V22H107ZM118 21V23H120V28H119V32L120 33H122V31H123V29L125 28V27H127V28H125L126 30H127V32L128 33H130V32H132L133 30H132V27L130 28V26H131V24L129 25V24H127V25H125V26H122L123 24V21L121 22V19H119V18H117V20H116V22ZM198 21L196 20V22L198 23ZM199 21V22H200ZM211 21H212V19H211ZM73 22V21H72ZM195 22V21H194ZM208 22V21H207ZM52 23V22H51ZM54 23H55V21H54ZM118 23H116V24H118ZM197 23L195 24V25H197ZM211 23V22H210ZM209 23V24H210ZM214 23V22H213ZM212 23V24H213ZM76 24V25H75ZM172 24V23H171ZM174 24V23H173ZM258 26H257V25ZM200 25H201V23L199 24V27H200ZM49 26V28L52 30V32H50L51 30H48L47 32L49 33V35H47V36H51V38L48 40V39H45L44 38V42L42 43V45H39L38 44V42L39 41H37V40H39V36H40V34H41V36L42 35H44V32L47 34V32L44 30L45 28L44 27H48ZM52 27H54V24L53 25H51ZM202 26V25H201ZM209 26V25H208ZM206 27V26H205ZM44 28V29H43ZM49 28H47V29H49ZM134 28V29H135ZM200 28H202V27H200ZM46 29V30H47ZM118 29V28H117ZM116 29V30H117ZM148 29V30H147ZM39 30H40V33H39ZM42 30V31H41ZM43 30H44V32H43ZM108 30H109V32H108ZM112 31L111 32H113V31H115V30H113V29H111ZM131 30V31H130ZM61 31L63 32V31H65V35H64V33H63V37L64 36H66V35H68V36H66L65 38H66V41L64 42V40L62 39V37L60 36V35H62L61 34ZM134 31H136V30H134ZM148 31V32H147ZM179 31V30H178ZM229 31V30H228ZM227 30H226V32H228ZM34 32H37L36 34H38L39 33V35H34ZM118 32V33H119ZM224 32V31H223ZM50 33H52V34H50ZM127 33V34H128ZM260 33H261V35H260ZM54 34H55V36H54ZM60 34V35H59ZM233 34V33H232ZM232 34L231 33H229V35H228V33L226 34V35H228V37H230L229 39V41H228V39H226V41H228V42H232L231 40H233V43H234V39H231L232 37H234V35L232 36ZM24 35H27V37L29 38V40H31L32 39V37L33 38H37V40H35V39H33V40H35L36 42H34V44L33 43H31L29 40H28V38L26 37V39H27V41H26V39H25V41H26V43L29 41L30 42V44H29V46L26 44V45H24V41H23V38H24ZM57 35V36H56ZM131 35L133 36V32L131 33ZM223 35H225V34H223ZM37 36V37H36ZM40 36V37H41ZM46 36V35H45ZM46 36V37H47ZM53 36V37H52ZM55 37V38H54ZM70 37V38H69ZM227 37V36H226ZM227 37V38H228ZM41 38H43V37H41ZM64 38V39H65ZM257 38V39H258ZM262 38V39H261ZM140 39H139V43H140ZM43 40V39H42ZM42 40H40V41H42ZM88 41H91V42H88ZM236 41V40H235ZM259 42H258V44H259ZM250 43V42H249ZM36 44L38 45V46H36ZM238 44V45H239ZM83 45L86 47V50L85 49H83L82 47H83ZM19 46V45H18ZM144 46V47H143ZM212 46V45H211ZM226 47V48H225ZM249 47L251 48V50H249ZM217 48V49H218ZM240 48V49H239ZM242 48H243V50H242ZM35 49H37V51L35 52ZM205 49V48H204ZM246 51H245V50ZM248 49V50H247ZM253 49V50H252ZM254 49H256L255 51H254ZM41 52L40 54L38 53V52ZM47 51V52H46ZM20 52V51H19ZM45 52V53H44ZM246 52V53H245ZM21 53V52H20ZM35 53L37 54V56L38 57H40V56H44L42 59L41 58H39L38 59V57L35 55ZM180 53H181V51H180ZM39 54V55H38ZM243 54H245V55H243ZM225 56V57H224ZM115 58H116V60H115ZM184 58V59H183ZM44 59V60H43ZM30 60V61H29ZM224 60V61H223ZM175 62V63H174ZM184 62V61H183ZM194 62V61H193ZM221 62V63H222ZM94 64V65H95ZM179 64V65H180ZM184 64H186L185 62H184ZM196 64V63H195ZM195 64H193V63H191V68H189V69H192V67H193V65H195ZM189 65V66H188ZM216 65V64H215ZM50 66V65H49ZM176 66V65H175ZM174 66V67H175ZM181 66V65H180ZM184 66V65H183ZM215 67V66H214ZM41 68H44V70L43 69H41ZM52 68V67H51ZM194 69H195V67H193ZM199 68V67H198ZM217 68V67H216ZM236 68V69H235ZM237 68H240L238 71H237ZM48 69V68H47ZM53 69V68H52ZM147 69H148V71H147ZM180 70L182 69L181 67L179 68ZM194 69H192V70H194ZM214 69V68H213ZM234 69L237 71H235L236 73H234ZM43 70V71H42ZM55 69L53 70V72H55L56 71ZM147 72H146V71ZM185 70H187V69H185ZM191 70V72H193ZM197 70V69H196ZM200 70V69H199ZM243 70H245V69H243ZM118 71V72H119ZM151 71V72H150ZM161 71H163V73L161 72ZM183 71V70H182ZM181 71V72H182ZM195 71V70H194ZM249 71V70H248ZM48 72H49V70H48ZM105 72V71H104ZM117 72V73H118ZM121 72V71H120ZM119 72V73H120ZM159 72H161V74L159 73ZM189 73H188V76H192V78L191 77H189L190 79V81H191V83H195L194 85L195 86H197L196 88H198V89H202V87L199 85V82H198V75H196L197 73H196V71H195V73L193 72V74L190 72V71H188ZM149 73V74H148ZM151 73V74H150ZM175 73V72H174ZM184 73H185V71H184ZM183 73V74H184ZM187 74V73H186ZM195 74V75H194ZM8 73H4L3 75H2V77H4V78H6V77H8ZM46 75H47V73H46ZM172 75H174V74H172ZM45 77V79H44V77ZM78 76V77H77ZM167 76H166V78H167ZM171 76V75H170ZM1 77V78H2ZM195 77H196V79H195ZM43 78V80H41ZM106 78V77H105ZM153 78H154V81H153ZM164 78V77H163ZM166 80V79H165ZM188 80V81H189ZM193 80H194V82H193ZM105 81V80H104ZM189 81V82H190ZM257 81V80H256ZM257 81V82H258ZM240 82V81H239ZM0 83H1V81H0ZM3 83H5L7 86H5ZM259 83H257V84H259ZM2 84L5 86L4 87V89H6V90H3V89H1L2 90V94H4V93H6L7 95H10L11 93L10 92H13V94H11V95H14V92L15 91H11L10 89H11V87L12 86H10V81H9V79H6V82H2ZM105 84V83H104ZM174 84V83H173ZM189 85V90H188V88L185 90V88H184V93H186V91H188L187 92V94L188 93H190V96L189 97H191L193 94V98H191L190 99V101L193 99V101L191 102V105H192V103L194 102V101H197V100H195L196 99V97H197V95L198 96H200L201 95V97H203L204 99H205V102H207V103H209L208 105L210 106V104H212V101H213V98L215 99V96L214 95H212V93L214 94V93H216V92H218L217 90H214L212 93H210L211 92V89L208 87V89H210V91L207 89V88H205V93L203 92H201L200 90L198 91L199 93L197 94V90L195 91V90H193V87H194V89H196L195 88V86L194 85ZM1 85V84H0ZM188 85V84H187ZM2 86V85H1ZM88 86V85H87ZM104 86H106L107 87V85H104ZM193 86V87H192ZM10 87V88H9ZM171 87V86H170ZM258 87H259V85H258ZM76 88V89H77ZM91 88V87H90ZM90 88H88V90L90 91ZM172 88V87H171ZM178 88V87H177ZM192 88V89H191ZM8 89V90H7ZM174 89H176V88H174ZM13 90V89H12ZM85 90H86V88H85ZM158 90V89H157ZM173 90V89H172ZM191 90H193L192 92H191ZM207 90L209 91V92H207ZM3 91H5L4 93H3ZM88 91V92H89ZM67 92V91H66ZM70 92V91H69ZM74 92V91H73ZM92 91H90V93H91ZM158 92H159V90H158ZM159 92V93H160ZM179 92H180V90H179ZM10 93V94H9ZM17 93V92H16ZM22 93V92H21ZM25 94H26V92H24ZM23 93V94H24ZM72 93V92H71ZM175 93H176V91H175ZM192 93V94H191ZM208 93H210L209 95H208ZM261 93V92H260ZM2 94L0 95L1 97H2ZM24 94V95H25ZM61 94H63V93H61ZM68 94V93H67ZM161 94V93H160ZM177 94V93H176ZM200 94V95H199ZM232 94H233V91H232ZM8 96L9 98H11L10 100L12 101V100H14V98L16 97V96ZM16 95V94H15ZM65 95V94H64ZM91 95V98L94 100V98L95 97H93V94L91 93L90 94ZM162 95H161V97H162ZM175 95V94H174ZM179 95V94H178ZM175 96V97H177V98H175L174 97V99L173 100H175V103H178V101L180 100H182L181 98L179 99L178 97H180V96ZM185 95V94H184ZM196 95V96H195ZM211 95V96H210ZM247 97V99H245L246 97ZM262 96L261 98L263 99V101L262 100H259V101H257V99H258V97H260V96ZM6 96V95H5ZM5 96L4 97H2V98H4L5 99ZM18 97H20L19 95H17ZM27 96V97H26ZM50 96V95H49ZM49 96H47V97H49ZM240 96H244V100H242L243 98L242 97H240ZM7 97V96H6ZM12 97H14V98H12ZM46 97V98H47ZM169 97V96H168ZM186 97H188L187 95H186ZM194 97H195V99H194ZM212 97V98H211ZM9 98H7V99H9ZM182 98H184V97H182ZM198 98V97H197ZM202 98V99H203ZM7 99H5L6 101H8V103L9 104H13V103H15V100L17 99V98H15V100L14 101H10V100H7ZM24 101L26 100V102L27 103H29V101H31L30 99H29V96H28V94H26L25 96H24ZM22 99V100H23ZM163 99V104H164V106H165V103L167 102H164V98H162ZM176 99H178L177 101H176ZM200 99V98H199ZM203 99V100H204ZM229 99V98H228ZM260 99V98H259ZM2 100V99H1ZM18 100V99H17ZM16 100V101H17ZM20 100V99H19ZM168 100V99H167ZM211 101V102H209V101ZM231 100V99H230ZM241 100H242V102H241ZM250 100V101H249ZM46 101V103L48 104V105H50V100H45ZM226 101V100H225ZM247 102L246 104H245V102ZM249 101V102H248ZM258 102V106L256 107V103L255 102ZM168 102H170V100H168ZM204 102V103H205ZM229 102V101H228ZM244 102V103H243ZM6 103V102H5ZM162 103V102H161ZM172 103V102H171ZM170 103V104H171ZM171 104V106H173V105H175V108H176V104ZM181 103V102H180ZM183 104H181V105H183V106H179V105H177V108H176V112L177 113H179L180 111H182L183 112V114H185V112L187 111L186 109V104L184 105V100H183V102H182ZM186 103V102H185ZM207 103H206V106H207ZM239 103H243L242 105L240 104V106H239ZM251 103V104H250ZM252 103H255V105L254 104H252ZM7 104V103H6ZM8 104V105H9ZM39 105H41L42 103H38ZM38 104H37V106H38ZM163 104H161L162 105V107H163ZM167 104V103H166ZM170 104L168 103V106L167 107H164V110L166 111L165 113H166V116L169 118V117H171V107H170ZM179 104V103H178ZM193 104H197V103H193ZM223 104H225V103H223ZM227 104V103H226ZM238 106H237V105ZM250 104V105H249ZM161 105H160V107H161ZM234 105V106H233ZM63 106V105H62ZM185 106V108H183L182 109V107H184ZM190 106V105H189ZM212 106V105H211ZM210 106V107H211ZM232 106L236 109H234V108H232ZM236 106V107H235ZM162 107H161V110H162ZM179 107H180V111L179 110H177V109H179ZM191 107H195V106H191ZM214 107V106H213ZM253 107H255V109L257 108L258 110L259 109H261L260 111H258V110H253V109H251V108H253ZM174 107H173V109H175ZM212 108V107H211ZM230 108H232V109H230ZM263 108H264V106H263ZM185 109V110H184ZM37 110H40L39 109V107H38V109ZM251 110H252V112H251ZM122 111V112H121ZM185 111V112H184ZM259 112V114H258V112ZM263 111H264V109H263ZM78 112H80V111H78ZM77 112V113H78ZM219 112V111H218ZM217 111H216V113H218ZM235 112V113H236ZM255 112H257L256 113V115H255ZM176 113V114H177ZM216 113H214V114H216ZM253 113V114H252ZM116 114V115H115ZM239 114V113H238ZM187 115V114H186ZM255 115V116H254ZM260 115V117H258ZM58 116V115H57ZM149 115L147 114H143L142 115V119H140L139 120V122H141L142 120L146 123V125H148V126H150L151 128H152V125L153 126H155V125H157L158 126V124H159V128L160 129H163V131H164V129H166L165 127H164V124H165V120H163L161 123H164L163 125H161L160 124V121L159 122H156L157 121V117H159L158 116V114L156 113L155 115H154V120H156L155 122H153L152 121V118H151V120H150V118L148 117ZM184 116V115H183ZM253 118H252V117ZM3 117V116H2ZM17 117V116H16ZM185 117V116H184ZM246 117V116H245ZM255 117V118H254ZM256 117L259 119H256ZM14 118V117H13ZM13 118H7V117H3L2 119L0 118V135H2V136H0V138L2 137V139H1V142H2V140L4 139L3 138V134H4V137H8V136H10V135H8L10 132H12L13 133V136H10V137H14V135L15 136H17V135H24L23 133H25L24 131H26V128H28V127H26V128H24L25 127V125L24 124H26V125H29L28 123H27V121H26V123H21L20 121L21 120H16L15 118L13 119ZM59 117H54L53 119H55V123L56 124H58L59 123V125H61V123H62V121H61V119L59 120L58 119ZM179 118V117H178ZM183 117H181V119H182ZM252 118V119H251ZM79 119V118H78ZM80 119H81V116H80ZM79 119V120H80ZM83 119V118H82ZM81 119V121H82V123L80 122V121H78V120H76L75 119V121H78L77 123H79V125H77V123H76V125L77 126H75L74 125V127H75V130H76V132L77 133H75V131L73 130V128H71L72 129V131L70 132L71 134L73 133L74 135H77V136H74V137H72V140L74 139V143H75V140H76V142L77 143H81L80 141H83L82 143H84V144H88V146L92 149L91 151V154H89L87 157H86V159L85 160H88L89 162H91V160L93 161V162H91V163H96V162H94V161H96V160H98V158H97V155H100L101 157H102V155H103V157H105V159L107 160L106 161V166H108V164H107V162H108V158L110 157V156H112V154H113V142H115V138H113V140L111 139L112 138V136H111V138L109 139V135H105V133L96 125V124H91V123H87V125H86V130L85 131H83V128H82V125H80V123L81 124H83V120ZM122 119V118H121ZM180 119V118H179ZM138 120V119H137ZM136 120V123L138 122ZM183 120V119H182ZM182 120H179V127H178V125H177V127L178 128H176L175 130H174V133H175V135H176V138H177V147L175 148V146L173 147V145L171 144V143H168V146H167V150L170 152V153H172V155H174L177 159H179V160H181V159H185V160H187L188 162H189V165L190 164H192L193 166H194V168L193 169H195L196 170V172H194L195 174L194 175H191V176H183V183L186 185V187L187 188H189V189H191V188H193L194 186L196 187V189L195 190H197V186H199V184H203V183H208L209 181L208 180H205V178L207 177L205 174H203V172L205 173V169H207L208 168V174L210 175L211 174V171L209 172V166H208V163H207V165H206V168L205 167H203V168H205L204 170L205 171H203L202 170V167H201V163L203 162H201L200 160H201V158H199V157H201V155H199L198 156V154H202L203 156H204V153H205V155L207 154V155H209L208 157H211L210 159H217V157H216V155H218V158L221 160L222 158H220L219 157V155H221V154H219V153H221V148H220V146H219V142L218 141H216V139H215V137H213V134H212V137L210 136V138H208V141L207 142H205V140H207L206 138H207V133H206V136H204L205 135V130H204V135L202 136L201 134H203V130H202V128L203 127H201V129L200 130H197V131H193L191 128H192V124H191V122L189 121V120H187V121H182ZM254 122H253V121ZM255 120H257V121H255ZM68 121V120H67ZM197 121V120H196ZM63 122H65V121H63ZM69 122V121H68ZM65 123H67V122H65ZM64 123V124H65ZM133 123V127H134V129L136 128V130H138L140 127H139V125H138V123L136 124L135 122H132ZM131 123V124H132ZM257 123H258V125H257ZM259 123L262 125L263 124V128H262V130L260 129V126L261 125H259ZM24 125V127H23V125ZM123 124V123H122ZM69 125V124H68ZM84 125V124H83ZM120 125V124H119ZM258 127H257V126ZM125 126V125H124ZM165 126H166V124H165ZM200 126V125H199ZM67 126H65V128H66ZM54 129H55V134H59V132H60V130L59 129H57V125H55V127H53ZM59 128V127H58ZM62 129V131L61 132H63L64 133V135L62 134V136H61V138L59 137V140H61V139H65L63 136H65V137H67V134L69 133L68 131H69V129ZM69 128V127H68ZM81 128H82V130H81ZM138 128V129H137ZM149 128V127H148ZM70 129V130H71ZM150 129V128H149ZM148 129V130H149ZM153 129V128H152ZM198 129V128H197ZM251 129H250V131H249V129H248V131L251 133ZM2 130H7V134H5L6 132L4 131V133L2 134ZM66 130H68V131H66ZM82 132H81V131ZM140 130V129H139ZM247 131V132H248ZM202 132V133H201ZM212 132V131H211ZM252 132V133H253ZM258 132V131H257ZM251 133V134H252ZM11 134V133H10ZM54 134V133H53ZM71 134H68V135H71ZM112 133H110V135H111ZM251 134H249L248 136H250ZM254 135H255V133H253ZM252 134V135H253ZM12 135V134H11ZM61 135V134H60ZM252 135H251V137H252ZM253 135V136H254ZM72 136V135H71ZM70 136V137H71ZM164 136H166V134L164 135ZM247 136V137H248ZM21 137H23V136H21ZM257 136H254V138L252 137V138H249L248 137V139L247 140H250L248 143L249 144H251L252 145V143H253V141L255 142V140H257V138H256ZM262 137H264V133H263V136ZM262 137H259V140L258 141H256L258 144H254L253 146H252V155H251V158L249 157V158H247L246 160L248 161V163H249V165L251 166H249L250 167V170L252 171V169H253V171H252V173L254 174V177L255 176H259L260 174H262V178H264V139L263 140H261L260 138H262ZM16 138V137H15ZM26 138V137H25ZM51 138V137H50ZM82 138L85 140H82ZM23 139H24V137H23ZM54 139V138H53ZM51 140V142L50 141H48V144H49V146H47V149H49V150H47L46 152H47V154L50 156L49 158L51 159L52 157V159H56L57 160V162H56V160L55 161H51V163H50V161L49 160H47L48 159V157H46L45 155H46V153H45V155H44V157H46V160H47V162L46 163H44V161L42 160V162L40 161V164H39V162H36L38 165H36V164H34V166L36 165V167H35V169H32V167L34 168V166L33 165H31V166H29V165H25L24 164V166L25 167H23L22 165H20L21 167H22V172H20L19 174H17L16 172H17V170L18 169H16V168H18L19 166V164H21V163H17L18 161V158H14V159H17L16 161L17 162H15L16 164H17V166L16 167H13L14 165H13V162H12V159L11 158H9V155H8V149H7V151H5L4 150V148L3 147H5V146H2L1 144H0V183H1V186H3V191H6L7 189L10 191V199H11V202L9 201V198H8V200H6V201H9L10 203H12V204H9V202H8V205H12V207H14L15 205H14V203L12 202V201H16V195H17V199L18 198H20L21 196L23 197V198H25L26 196V198H27V200H28V198H32V196L33 195H30L31 193H24V189H25V187L26 186H33L34 184V186L35 187H37V189H39V190H37V194L36 195H34V199L32 198L31 200L29 199V204H32V205H28V206H31L30 208L28 207L27 208V206H26V210L23 212V213H27L28 212V214H29V216H28V214H26L27 215V217H30V218H32L31 217V214H33L35 217H36V219L37 218H39V221L41 222V224H40V222L38 223V219L37 220H35L34 219V221H37V223L40 225V227H37L38 229V231L40 232V233H42L41 235L39 234V237H38V239L36 238L37 236L36 235H38V234H33L34 236H36L34 239L36 240H33V238L32 237H34V236H32V237H30V238H27L28 236H29V234H27L28 236H26V234H24L23 232H18V235H19V237L17 236V238H16V241L18 240V239H22V238H27V240L25 241V240H22V241H24V242H28V246H33V244L34 243H39V242H41V244H42V239H44V238H42V237H45L46 235H47V233L48 232H46L48 229H47V227L48 226H51V227H53V225H54V227L53 228H55V226L60 222L61 223V228H63V229H66V228H69L68 227V225L67 224H69V226H73V228H74V225H76L75 227L76 228H81V227H83V228H85V229H87V230H85V229H82V231H81V229H79L78 231H79V233H80V235L81 236H83L85 239H82V237H80V235H79V233L77 234L76 232H74V235H72L71 234V237H75V238H72L71 240L75 243V246L73 245L72 247H70L71 246V244H74L71 240H69V241H71V242H68V239H67V236L66 235H63V233L61 234L62 235V239L63 240H61V238H59L61 241L59 242L60 244V247H62V248H60V247H58L59 249H58V251L62 254V256L61 257H63V259H61V257L59 258V262L56 260V259H54V260H56L57 261V264L58 263H60V264H78V263H76L75 262V260H77V256L79 255V253L81 254V251L83 250V251H86L89 247L91 248V246H94L97 242H99L100 241V239L102 238V239H104V240H102L101 239V241L103 242V241H105V242H108L107 244H109V246L111 247L110 249H111V252H110V254L111 253H113V255H114V257H112V259L114 260L115 259V261H116V259H117V261H116V263H119V264H170L169 263V261H171L170 259H172V258H174L175 257V255H174V257H173V254H170V252H171V250H170V248H166V246H162L161 244V246H162V248H160L159 246H156V247H153V246H155V244L153 245L152 243L153 242H151L150 240H149V242H151L150 244H152V245H150V244H148V238L146 239V238H144L143 236H141L142 234H143V232H142V234H141V231H143L142 229V225H141V227H139L140 226V223H138V224H134V225H132L131 226V224H128V222L126 223V222H124V223H122L121 225L122 226H120L119 228L121 229L120 231H122L121 233L119 232V234L117 233L116 235L115 234H113V232L115 231H113V229H111L110 227H112V225H114V223H115V221L119 218V217H121V215L123 216L124 215V217L125 216H127L128 215V213L129 212H131V210H132V208H134V207H130V204L128 205V204H126L127 203V201L129 202V200H130V198L128 197V195H131V194H128L127 192H123L122 191V188H121V190L120 191H122V193H119V194H122V196H120V197H118L117 196V198H119L118 200H117V198L114 200H112V201H110V203H109V205L108 204H102L101 205V203H100V208L97 206H93V205H91V204H93L94 202H90L91 204V206L89 207V208H87V206H86V208H79L78 207V203L76 202V201H74L73 202V200H72V198H79V196L80 197H82V193H81V191H79V190H77V189H75V191L74 192H71V193H68V198H65L66 196H61L62 198H65V200L63 199H61V197H59L60 199H57L56 197H54V195H53V193L51 194L50 193V191L48 190L47 191V189H46V191H45V186H46V188H47V186H49L50 187V185L48 184L49 182H53V183H56V182H54V179H56V178H58V180L61 178V180L63 179L62 177H64L63 175H65L66 173L64 172L65 170H66V172H67V170L68 171H70L72 168H70V170H69V168H67L66 167V165H65V162H67V159L66 160H63L64 159V157L66 156V154H64L65 152V150L63 151V149L62 148H64V144L63 145H57V144H59V143H61V142H59L58 141V139L56 140V139H54V140ZM20 141V143L23 141L19 136H17V141ZM253 140V141H252ZM19 141H18V143H19ZM55 141H56V144L54 145V143H55ZM0 142V143H1ZM57 142H59V143H57ZM65 142V141H64ZM17 143V142H16ZM77 143L75 144V147H76V145H77ZM117 143V142H116ZM119 143V142H118ZM144 144V142H141V145L139 144L138 146L137 145H135L136 146V148L134 149V151L131 153V161H132V166H133V168H134V172H135V175L136 176H138V178H141V184L143 185L146 181H148L149 182V180H150V184L149 183H147L148 185H144V189H143V191L144 192H147V193H149V195L147 194V199H148V196H149V202L148 203H150L151 202V204L153 203V204H155V205H153L154 207L157 205V208H158V206L159 207H161L162 208V210L160 211V212H162L163 213V217L161 218V220H165V223H163L164 224V226H166L167 227V229L170 231V232H174L175 231V236H177L176 235V232H178L179 230H177V229H179L178 227H180L183 231H182V233H179V234H186L187 232H189L188 234H190L191 232H192V230L190 231L189 229H188V227H189V225L188 224H185V223H187V221L186 220H184V221H186V222H184V224H182V225H180V226H176L177 225V219L175 218V215H174V210H175V205L173 204V201H171V200H169L168 201V199H163V201H158L159 199L161 200V197H159V196H157V198H158V200H156L155 199V196L156 195H158L157 193H156V191L154 190L155 188H156V186L157 185H159V186H162V188L160 189V190H164L163 192H166V190H167V188H169L167 185H168V181H169V178L171 177V170L170 169H168L167 168V165H165L163 162H165V160L166 159H168V158H171L172 157V155L170 156V157H167V158H165L164 159V161H162L163 160V158L164 157H162V160H159V159H153V158H151V159H153L152 160V164L150 163L149 164V161L147 160V158H149L150 157V154L151 153H149L148 151L146 152V150H147V147H146V145H143ZM4 144H5V142H4ZM47 144V145H48ZM123 144H124V142H123ZM46 145V144H45ZM14 146H16V145H14ZM54 146H58V147H53ZM63 146V147H62ZM250 146V145H249ZM12 147V146H11ZM171 148V150H170V148ZM15 148V147H14ZM14 148H12V149H14ZM18 148H19V146H18ZM88 148V147H87ZM209 151V152H207V150ZM148 150H149V148H148ZM212 152H211V151ZM12 151V150H11ZM10 151V152H11ZM15 151V150H14ZM75 151H76V148H75V150H74V153H75ZM164 150H162V152H163ZM206 151V152H205ZM223 151V150H222ZM53 153V154H52ZM96 153H101V154H96ZM170 153H168L169 155H170ZM11 154V153H10ZM63 155H64V157H63ZM74 155V154H73ZM76 155V154H75ZM96 155V156H95ZM223 155V154H222ZM81 156V155H80ZM173 156V157H174ZM11 157V156H10ZM74 158H76L77 160H75L76 161V164L77 165H79L81 162H79L80 160H79V158H77V157H75V156H73ZM100 157V158H101ZM102 157V158H103ZM172 157V158H173ZM196 157H198V158H196ZM208 157H207V159L205 158V161L206 160H208ZM216 157V158H215ZM13 158V157H12ZM81 158V157H80ZM238 158V157H237ZM20 159V158H19ZM44 160H45V158H43ZM161 159V158H160ZM204 159V157L202 158V160ZM235 159V158H234ZM199 160V161H198ZM231 160V159H230ZM237 160V159H236ZM3 161H6L5 163L6 164H4V162ZM21 161V160H20ZM19 161V162H20ZM49 161V162H48ZM72 160H68V163L69 162H71ZM74 161V160H73ZM74 161V162H75ZM78 161V162H77ZM147 161H148V164L149 165H152V168H154L153 170L151 169V171H149V169H148V167H150V166H147ZM217 161H219L218 159H217ZM221 161H224V160H221ZM2 162H3V164H2ZM84 162V161H83ZM220 162V161H219ZM25 163V162H24ZM29 163V162H28ZM32 163V162H31ZM30 163V164H31ZM176 163V162H175ZM230 163L231 164H236L237 162L235 161V160H232V161H230ZM33 164V163H32ZM67 164V163H66ZM70 164V165H69ZM68 164V167H70L71 166V163H69ZM145 164H146V166H145ZM179 164V163H178ZM177 164V165H178ZM203 164H204V162H203ZM206 164V163H205ZM229 164V163H228ZM48 165H49V167L51 166V168H49V169H47V170H45V168H46V166L48 167ZM73 165V164H72ZM74 165H75V163H74ZM77 165H76V167H77ZM82 165H83V163H82ZM96 165H97V163H96ZM256 165L257 166H259V167H256ZM192 166V167H193ZM205 166V165H204ZM235 166H237V165H235ZM73 167V166H72ZM85 167V166H84ZM83 167V168H84ZM92 167V166H91ZM179 167V166H178ZM256 167V168H255ZM73 168H75V166L73 167ZM79 168H80V165H79ZM82 168V167H81ZM93 168H94V166H93ZM4 169V170H3ZM50 169H52V170H50ZM148 169V170H147ZM233 169H235V168H233ZM258 169V170H257ZM73 170V169H72ZM80 170V169H79ZM94 170V169H93ZM96 170V169H95ZM95 170H94V175H95V178H96V182H92L91 183V181H90V183H88V181L89 180H87V183L86 184H79V186L80 185H86V187L85 186H83V187H85V188H87V189H89V191L91 192V194L90 195H92L93 197H92V199L93 198H95L96 196H95V194H94V192H96L98 189L100 190V188L99 187H101V189H102V187L103 188H105L106 187V184H105V182H103L102 180V178H101V176H99V173L96 171L95 172ZM255 170V171H254ZM82 172L84 171L83 169L81 170ZM146 171H148V173H149V175H150V173H153L152 174V176L150 175V177H149V175H148V173L146 172ZM234 171H236V170H234ZM250 171V172H251ZM64 172V174H62ZM81 172V173H82ZM259 172V174L258 175H256L257 173ZM69 173V172H68ZM78 173H80V172H78ZM85 173V172H84ZM235 173V172H234ZM238 173V172H237ZM236 173V174H237ZM241 173V172H240ZM251 173V174H252ZM47 174H50L49 176H48V178L50 179L49 181H48V178H47ZM207 174V175H208ZM83 176H84V174H82ZM148 175V176H147ZM52 176V177H51ZM62 176V177H61ZM206 176V177H205ZM110 177V176H109ZM260 177H261V175H260ZM102 179V180H101ZM107 179V178H106ZM109 179V178H108ZM207 179V178H206ZM57 180V179H56ZM57 180V181H58ZM82 180V179H81ZM110 180V179H109ZM152 180V181H151ZM47 181V182H46ZM112 181V180H111ZM208 181V182H207ZM43 182V183H42ZM203 182V183H202ZM52 183V184H53ZM82 183V182H81ZM145 183V184H146ZM233 183V184H232ZM33 184V185H32ZM48 184V185H47ZM109 184V183H108ZM157 184V185H156ZM231 184H232V186L231 185H229V186H227V187H229V188H227L226 187V189H222V187L220 188L219 186H216V185H213L212 187H207V189H206V192L208 193V195H210V197H211V199H212V201H215V203H214V207H220V206H224V205H227V204H229V203H237V208H239L240 207V205L238 204V198H239V196H241V194L243 193V191H245V190H247L246 189V187H244V185H241V184H237V183H235V182H231ZM237 184V185H236ZM38 185V186H37ZM54 185V184H53ZM53 185H51L52 187H53ZM56 186H57V184H56ZM107 186H109V185H107ZM124 186V185H123ZM155 186V187H154ZM158 186V188H160ZM236 186V187H235ZM31 187H29V188H31ZM120 187H122V186H120ZM150 187H153V188H150ZM34 188V187H33ZM32 188V189H33ZM67 188V187H66ZM98 188V189H97ZM234 188V189H233ZM17 189H20V194H19V190H17ZM50 189H53L54 190V188H50ZM198 189H200V188H198ZM232 189V190H231ZM241 189V190H240ZM14 190L16 191L15 193H14ZM57 190V189H56ZM69 190V189H68ZM119 190V189H118ZM123 190H124V188H123ZM159 190V191H160ZM192 190V189H191ZM12 191V192H11ZM119 191V192H120ZM127 191V190H126ZM54 192H56V191H54ZM86 192V191H85ZM192 192H193V190H192ZM16 193H18L19 195H20V197H18L19 195L18 194H16ZM87 193V192H86ZM97 193V192H96ZM99 193V192H98ZM101 194L103 193V192H100ZM99 193V194H100ZM130 193V192H129ZM193 193H195V192H193ZM67 194V193H66ZM105 194V193H104ZM146 194V193H145ZM156 194V195H155ZM12 195V196H11ZM65 195V194H64ZM136 195V194H135ZM9 196V195H8ZM14 199H13V198ZM72 197V198H71ZM134 197V196H133ZM23 198L21 199V200H23ZM35 198H38V199H35ZM83 198H84V196H83ZM82 198V199H83ZM86 198V197H85ZM89 198V197H88ZM129 198V199H128ZM135 198V197H134ZM255 198H257V199H255ZM253 197V201L252 202H248L247 204H250L249 206H251V209L250 210H248V212H244V210H242L241 208L240 209H237V210H235V211H232V213H233V215L232 216H230L228 219H227V221H228V223H227V228H228V230H227V236L226 237H223L222 239H221V241H220V243L218 244L217 243V245L216 246H208V248L206 247H204L203 249H201L200 250V252H197L198 253V255L199 256H196V257H200L206 264H256V262H259L258 264H264V254H261V252L260 253H257L258 252V248H260V247H258V248H256V251L257 252H255V250L251 247V246H253L254 244L253 243H255L256 241H257V239L256 240H254V235H253V233H252V235H250L249 236V234H247L248 232H247V230H246V228L248 227V223H250L251 221L250 220H248V219H250L248 216H249V214L256 220V219H258L259 217H260V215H259V213H258V211H259V208H260V210H264V205L262 204V206H260V202L263 200L261 197L260 198H258V197ZM91 199V198H90ZM90 199H89V201H90ZM91 199V200H92ZM128 199V200H127ZM262 199V200H261ZM4 200H5V198H4ZM132 201H133V199H131ZM217 200V201H216ZM219 200L220 201H223V200H228V201H224V202H220L219 203ZM255 200V201H254ZM19 201H20V199H19ZM19 201H16L15 203H18ZM81 201V200H80ZM93 201H95V199L93 200ZM109 201V200H108ZM216 202H218V204L216 203ZM6 203V202H5ZM5 203H4V206L2 207V206H0V210H2L1 208H3V210H5L6 212H7V210H8V213H10V209L12 208V207H9V208H6V207H8V206H6L5 205ZM20 203V202H19ZM37 203V204H36ZM77 203V204H76ZM103 203V202H102ZM2 204V203H1ZM39 207V209L40 210H38V211H36L37 209H36V205ZM96 204L98 205V203L96 202ZM95 204V205H96ZM199 204H200V207L198 208V210H199V212H200V214L201 215H203V210H204V206H201V204L202 203H200L199 202ZM14 205V206H13ZM108 205V206H107ZM6 206V207H5ZM80 206V205H79ZM83 206V205H82ZM126 206H127V208H126ZM235 206H236V204H235ZM6 208V209H5ZM131 208V209H130ZM2 210V213L4 214V216H3V214L2 213H0V221H3V223H4V221H7V219L6 220H4V218H5V214H6V212L5 211H3ZM31 210V211H30ZM130 210V211H129ZM134 210V209H133ZM132 210V211H133ZM160 210V209H159ZM241 210L243 211V212H241ZM129 211V212H128ZM153 211V210H152ZM229 211V210H228ZM1 212V211H0ZM5 212V213H4ZM30 212V213H29ZM32 212V213H31ZM159 211H158V213H160ZM240 212V213H239ZM7 213V214H8ZM150 213V212H149ZM162 213H160V215L162 214ZM80 214V216L83 214V216H84V218L83 217H80V216H78ZM10 215V214H9ZM9 215H6V216H9ZM32 215V216H33ZM149 215V214H148ZM147 215V216H148ZM151 215H152V213H151ZM151 215H149L148 216V218H149V220H151ZM157 215V214H156ZM159 215V214H158ZM264 215V214H263ZM11 216V215H10ZM155 216V215H154ZM162 216V215H161ZM4 217V218H3ZM251 217V218H252ZM25 218V217H24ZM24 218H22V219H24ZM29 218V219H30ZM65 218V219H64ZM122 218V217H121ZM147 218V217H146ZM147 218V219H148ZM154 218H156V217H154ZM158 218V217H157ZM157 218L156 219H153V217H152V221H154V220H156V222H158L157 221ZM164 218V219H163ZM262 218H264V216H262ZM28 219V220H29ZM85 220V222H84V220ZM146 219V220H147ZM28 220H26V221H28ZM145 220V219H144ZM143 220V221H144ZM148 220V221H149ZM159 221H161L160 220V217H159V219H158ZM244 220H245V222H244ZM20 221H22V220H20ZM56 221H57V223H56ZM63 221V222H62ZM66 223H65V222ZM152 221H150L149 222V224L152 222ZM243 223H242V222ZM10 222V221H9ZM23 222H25V219H24V221ZM22 222V223H23ZM30 222H33V220L32 221H30ZM44 222V223H43ZM117 222V221H116ZM146 222V221H145ZM155 222V221H154ZM162 222V221H161ZM237 222H239L238 224H236ZM240 222L243 224H240ZM25 223H27V222H25ZM25 223H23V224H25ZM34 223V222H33ZM36 223V222H35ZM36 223V226H38V224ZM65 223V224H64ZM142 223V222H141ZM153 223V222H152ZM150 224L149 226H151V225H153L154 224V226L155 225H157L156 223H153V224ZM179 223V222H178ZM1 224H2V222H1ZM0 224V225H1ZM6 224V223H5ZM23 224H21V225H23ZM63 224V225H62ZM87 224H89L90 226H88ZM116 224V223H115ZM123 224H124V226H123ZM65 225H67L66 226V228H65ZM119 225V224H118ZM125 225H127V226H125ZM145 225V224H144ZM187 225H188V227H187ZM25 225H23L22 227H24ZM35 226V225H34ZM35 226V227H36ZM79 226V227H78ZM115 226V225H114ZM146 226V225H145ZM163 226V227H164ZM3 227V224L1 225V227L0 228H2ZM5 227V226H4ZM3 227V228H4ZM21 226H20V228H22ZM31 227V226H30ZM45 227H46V229H45ZM51 227H49V228H51ZM116 227L118 228V226L116 225ZM29 228V227H28ZM32 228V227H31ZM30 228V229H31ZM59 228V227H58ZM71 228V227H70ZM117 228H115V229H117ZM140 228H142L141 230H140ZM154 228V227H153ZM153 228L152 229H150V230H153ZM190 228V227H189ZM244 228H245V230H244ZM249 228H250V226H249ZM249 228H248V230H249ZM27 230V228H24V230ZM40 229V230H39ZM146 229V228H145ZM155 229V228H154ZM181 229H180V231H181ZM188 229V230H187ZM244 231L243 233H242V230ZM254 229V228H253ZM2 229H0V244H1V250H6V249H4L3 247H7L8 246V244H7V246L5 245L4 246V244L6 243V241H7V239H4L5 240V243L3 244V242H4V240H3V236H4V234H3V231H1ZM29 230V229H28ZM27 230V231H28ZM45 230V231H44ZM68 230V229H67ZM140 230V231H139ZM149 230V229H148ZM165 231H166V229H164ZM167 230V231H168ZM173 230V231H172ZM252 230V229H251ZM26 231V232H27ZM42 231V232H41ZM49 231V230H48ZM63 231V230H62ZM65 231V230H64ZM84 231H86L85 233H84ZM144 231H146V230H144ZM179 231V232H180ZM245 231L247 232V233H245ZM253 231V230H252ZM44 232V233H43ZM118 232V231H117ZM237 232V233H236ZM249 232H250V230H249ZM258 232V231H257ZM19 233H22L21 234V236H20V234ZM65 233V232H64ZM80 237V238H77L78 236L76 235V234ZM102 235H101V234ZM250 233V234H251ZM24 234V235H23ZM46 234V235H45ZM66 234V233H65ZM178 234V235H179ZM259 234V233H258ZM42 235H44V236H42ZM48 235H50V232H49V234ZM104 235V236H103ZM208 234H205V236H204V238H206V237H208L207 236ZM256 235V234H255ZM22 236H24V237H22ZM26 236V237H25ZM42 236V237H41ZM60 236V235H59ZM64 236H66L65 237V239H67V240H64ZM101 236V237H100ZM180 236H183V235H179V237ZM196 236H197V234H196ZM251 236H252V239H251ZM260 236V238H261V235H259ZM22 237V238H21ZM41 237V238H40ZM46 237H49V236H46ZM178 237V236H177ZM194 237H195V235H194ZM193 237V239H191V240H193V241H191V242H193L194 243V241L195 242H197L198 240H200L201 239V236L200 235H198L197 237H195L194 238ZM250 237V238H249ZM258 237V236H257ZM97 238L99 239V241H97ZM176 237H174V239H175ZM259 238V237H258ZM263 238V237H262ZM28 239L30 240L31 239V241H28ZM178 239V238H177ZM202 239H203V237H202ZM201 239V240H202ZM208 239V238H207ZM15 240V239H14ZM38 240V241H37ZM40 240V241H39ZM50 240V239H49ZM86 240V241H85ZM147 240V241H146ZM201 240L199 241V242H201ZM205 240V239H204ZM263 240L264 239H262V243L260 244V245H263V247H264V242H263ZM15 241V242H16ZM18 241H20V240H18ZM34 243H33V242ZM67 241V242H66ZM101 241L99 242L100 244L99 245H101ZM208 241H209V239H208ZM259 241V240H258ZM30 242H32V243H30ZM64 242V243H63ZM116 242L118 243V244H122L123 246H124V248H125V250L127 251L126 252V254H127V256H126V258H123L122 257V254L120 253V251L118 250V248L116 249V247H115V245H117L116 244ZM199 242H197L198 243V245L199 246H201V247H203L202 245H200L201 243H199ZM204 242V241H203ZM19 243V242H18ZM18 243H17V245H18ZM25 243V244H26ZM66 243H71V244H66ZM104 243V242H103ZM207 243V242H206ZM3 244V245H2ZM20 244H21V242L19 243V246L18 247H21L20 246ZM40 244V243H39ZM54 244V243H53ZM61 244H64V245H62L61 246ZM203 244V243H202ZM252 244V245H251ZM16 245V246H17ZM98 245V243L96 244V246ZM195 245H196V243H195ZM257 245V244H256ZM16 246H15V249H13V251H15V252H13L12 251V253H13V255L10 257V258H12V259H9V261L11 262V264H18L19 263V259L18 260H16L17 258H16V256H17V254H18V252H17V248H16ZM45 247H47L46 246V244L44 245ZM53 246V245H52ZM54 246H56V243L54 244ZM58 246V245H57ZM118 246V245H117ZM259 246V245H258ZM9 247V246H8ZM7 247V248H8ZM27 247V246H26ZM49 247V246H48ZM64 247V248H63ZM120 247V246H119ZM197 247V246H196ZM56 248V247H55ZM11 249V250H12ZM40 249V248H39ZM47 249H49V248H47ZM61 249V250H60ZM64 249V250H63ZM170 251H169V250ZM235 249V253L237 254V252H236V250H238V253H239V259H237V258H235L234 256H233V254H232V252H233V250ZM263 249V251H264V248H262ZM262 249H261V251H262ZM0 250V251H1ZM20 249H18V251H19ZM21 250H22V247H21ZM89 250V249H88ZM108 250H109V247H108ZM4 251H2V252H4ZM31 251V250H30ZM39 251H41V249L39 250ZM65 251H66V253H65ZM231 251V252H230ZM260 251V250H259ZM35 252V256H37V257H35V258H37V260H39V262L42 264V261L44 260V258H42V255L43 254H41V257H39L40 256V254H39V256L36 254V251H34ZM34 252L33 253H31V252H29V254H33L34 255ZM233 252V253H234ZM1 253V252H0ZM16 253V255H14ZM41 253V252H40ZM76 253H78L77 255H76ZM258 255H257V254ZM262 253H264V252H262ZM60 254V255H61ZM64 254V255H63ZM136 256H135V255ZM261 254V255H260ZM26 255V254H25ZM24 255V256H25ZM33 255H32V258H33ZM197 255V254H196ZM255 255H256V257H259V256H261V258L259 257V258H257V259H259L258 261H256L255 262ZM29 256V255H28ZM28 256L26 257V258H28ZM31 256V255H30ZM30 256H29V260H31V258H30ZM233 256V257H232ZM25 257H24V259H25ZM43 257H44V255H43ZM43 260H42V259ZM49 259V258H48ZM124 261H123V260ZM201 259H199V260H201ZM261 259V260H260ZM26 260V259H25ZM29 260H28V262H29ZM33 260H34V258H33ZM36 260V259H35ZM36 260V261H37ZM41 260V261H40ZM45 260H46V262H45ZM45 260L43 261L44 262V264H46V263H49V264H51L50 263V261L49 262H47V258H45ZM60 260H62V263H61V261ZM64 260V261H63ZM201 260V261H202ZM36 261L35 262H33L34 264L36 263ZM176 261V260H175ZM239 261H242L243 263H239ZM261 261V262H260ZM25 262V261H24ZM53 264H56V262H54V261H51ZM27 262H25L24 264H26ZM37 263H38V261H37ZM21 264V263H20ZM30 264V263H29ZM173 264V263H172ZM176 264V263H175Z\"/></svg>","mask_w":264,"mask_h":264}]
</instances>
